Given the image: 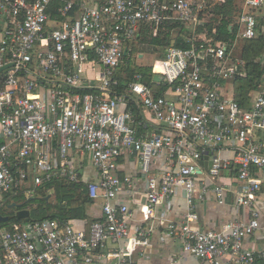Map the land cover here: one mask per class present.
Returning a JSON list of instances; mask_svg holds the SVG:
<instances>
[{
  "label": "built area",
  "instance_id": "obj_1",
  "mask_svg": "<svg viewBox=\"0 0 264 264\" xmlns=\"http://www.w3.org/2000/svg\"><path fill=\"white\" fill-rule=\"evenodd\" d=\"M222 2L0 0V68L9 65L0 71V208L28 182L33 187L24 188L26 196L54 178L79 181L68 159L76 141L98 175L87 184L89 198L103 200V217L87 234L53 219L0 229V264H128L147 242L142 230L131 236L127 205L113 201L122 189L132 190L133 179L117 174L119 160L129 155L146 177L143 220L180 189L186 220L168 230L184 251L209 264L254 262L242 239L260 228L255 203L264 186V140L255 134L264 131V74L260 90L241 105L228 92L241 58L212 36L194 39ZM239 6L237 39L256 38L264 0H241ZM176 24L191 36L190 47L164 49L149 81L135 73L118 92L125 48L128 53L143 34L157 36L161 27ZM54 141L57 157L48 149ZM162 154L163 170L153 173ZM225 178L229 182H220ZM208 193L218 205L233 194L248 218L217 229L192 228L194 204ZM224 254L229 262L221 261Z\"/></svg>",
  "mask_w": 264,
  "mask_h": 264
},
{
  "label": "crops",
  "instance_id": "obj_2",
  "mask_svg": "<svg viewBox=\"0 0 264 264\" xmlns=\"http://www.w3.org/2000/svg\"><path fill=\"white\" fill-rule=\"evenodd\" d=\"M89 4H95L97 0H88ZM240 5L241 0H237ZM264 27V26H263ZM214 30H211L213 35ZM264 34V28H263ZM143 36V35H142ZM206 36L204 33L196 30L194 39H201ZM233 51L238 50L236 57H240V47L238 41L233 44ZM232 51V53H233ZM161 51L158 52V54ZM262 65L264 66V52L262 55ZM233 95V89H229ZM257 92L252 93V99ZM258 140H264V131H258L255 134ZM48 149L57 157L56 142H52ZM81 150L80 142L76 141L69 151V163L77 169L79 180L86 184L98 180L96 170L92 167L89 156ZM85 158L83 159L82 157ZM164 154L160 155L152 165V172L163 170ZM78 166H74L75 163ZM117 174L119 176H130L133 179L131 189H122L113 200L116 204H125L128 207L129 216L127 218L131 236H137L138 231L145 232L147 242L144 246H139L128 259V264H209L207 260L200 259L191 253L183 250L181 241L169 234V224H180L186 220L188 208L185 198L180 189L163 203L157 205L154 210V215L148 220H143L142 206L145 202L146 192V177L140 173L138 158L135 155L125 156L119 160ZM60 179V178H54ZM220 182H229L227 178L221 179ZM51 192V190H50ZM226 203L218 205L213 194H207L203 201L196 200L193 212L196 214V219L190 220L189 224L197 230L217 229L224 223L245 220L249 216V212L245 208L235 206L233 194L227 193ZM101 198L92 200V203L87 206L86 213L89 220H71L70 224L76 231H83L86 234L89 232L90 224L103 217ZM255 209L259 212L260 228L252 235L245 236L242 239L243 250H251L255 254V260L252 264H264V186L258 193ZM121 245V244H120ZM112 245H107V249H112ZM221 261L229 262L230 256L224 254L220 257ZM91 264H110V261L102 259L98 263Z\"/></svg>",
  "mask_w": 264,
  "mask_h": 264
},
{
  "label": "trees",
  "instance_id": "obj_3",
  "mask_svg": "<svg viewBox=\"0 0 264 264\" xmlns=\"http://www.w3.org/2000/svg\"><path fill=\"white\" fill-rule=\"evenodd\" d=\"M240 6L237 0H224V2L214 5L210 13L214 16V23L207 24L210 31L213 29V40L225 43L228 50L237 40L240 45V58L243 66L237 68L236 75L232 82L233 98L241 105L249 104L252 100V93L258 92L262 84L264 66L262 65V55L264 52V34L260 27L264 26V20L258 18V36L251 39H237V15ZM191 36L181 24L165 25L158 30L157 36H153L151 31L143 34L138 40L141 44H146L145 49L150 52L155 51V47H160V51L171 46L174 40V47L189 48ZM134 44V43H133ZM153 48V49H150ZM140 68H131L129 62L123 59L121 73L117 75L118 85L116 90L123 92L127 83L132 80L135 73H141ZM28 182L27 186L19 187L15 193H9L0 208V214L8 217L10 222H36L44 219H53L62 222L71 220H89L86 208L92 203L87 192V184L84 181L69 182L63 179H52L42 185L35 187L34 192L26 196L24 188H32ZM51 190V192H50ZM52 196V200H50ZM16 204V206H12ZM21 209H28L29 216L24 219L17 218V212ZM7 210V212H5ZM96 221V220H95Z\"/></svg>",
  "mask_w": 264,
  "mask_h": 264
},
{
  "label": "rangeland",
  "instance_id": "obj_4",
  "mask_svg": "<svg viewBox=\"0 0 264 264\" xmlns=\"http://www.w3.org/2000/svg\"><path fill=\"white\" fill-rule=\"evenodd\" d=\"M214 16L211 14H208L205 17V25L203 27H199V32L204 33L206 36L205 37H211V31L207 24H212L215 26L216 24L214 23ZM146 44H140L139 41L137 40L136 42H133L129 44V52L127 55L124 57V60L126 62H129L131 68H140L142 69L141 71L143 72L146 80H150V68L152 66V63L154 59L161 57V55H157L158 51H160V47H155L154 52H150L149 50L145 49ZM238 47H240L239 42H238ZM153 49V48H150ZM239 51L234 50L232 55L236 57L238 55ZM86 155V154H85ZM83 159L85 158L82 157ZM79 164L76 162L74 166H78ZM50 200H52V196H50ZM7 212V210L5 211ZM12 225V222L10 221H5V222H0V229H5V228H10Z\"/></svg>",
  "mask_w": 264,
  "mask_h": 264
},
{
  "label": "water",
  "instance_id": "obj_5",
  "mask_svg": "<svg viewBox=\"0 0 264 264\" xmlns=\"http://www.w3.org/2000/svg\"><path fill=\"white\" fill-rule=\"evenodd\" d=\"M173 44H174V40L171 41V46H173ZM126 55H127V49L125 48V50H124V56H126ZM10 65H11V64H10ZM8 66H9V65H5V66H3L2 68H0V71L3 70V69H5V68L8 67ZM153 80H154V81H159L158 76H154V77H153ZM201 164L203 165L204 169L207 168V161L201 162ZM12 206L15 207L16 204H12L11 207H12ZM28 216H29V211H28V209H21V210H19V211L17 212V218H18V219H24V218H27ZM5 221H8V217H7V216H3V215L0 214V222H5Z\"/></svg>",
  "mask_w": 264,
  "mask_h": 264
}]
</instances>
